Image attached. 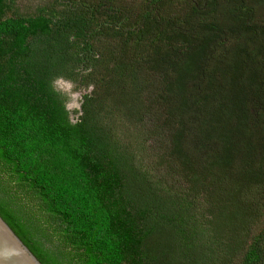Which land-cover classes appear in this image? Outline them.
<instances>
[{
	"label": "trees",
	"instance_id": "trees-1",
	"mask_svg": "<svg viewBox=\"0 0 264 264\" xmlns=\"http://www.w3.org/2000/svg\"><path fill=\"white\" fill-rule=\"evenodd\" d=\"M0 160L99 264H264V0H0Z\"/></svg>",
	"mask_w": 264,
	"mask_h": 264
},
{
	"label": "water",
	"instance_id": "water-1",
	"mask_svg": "<svg viewBox=\"0 0 264 264\" xmlns=\"http://www.w3.org/2000/svg\"><path fill=\"white\" fill-rule=\"evenodd\" d=\"M0 264H99L1 160Z\"/></svg>",
	"mask_w": 264,
	"mask_h": 264
},
{
	"label": "rangeland",
	"instance_id": "rangeland-1",
	"mask_svg": "<svg viewBox=\"0 0 264 264\" xmlns=\"http://www.w3.org/2000/svg\"><path fill=\"white\" fill-rule=\"evenodd\" d=\"M51 0H16L18 11L24 14H32L37 12L39 9L43 8L45 5H48ZM55 87L61 93H64L68 97L67 101V110L70 112L71 120L77 118L80 114V107L83 94H89L92 92V87L88 88H77L75 84H72L69 81L59 79L55 82ZM139 123H126V126H130L134 131V134L138 135L139 132ZM157 139V138H155ZM153 140V139H152ZM152 140L146 141L145 145L147 146L145 153L143 155H138L139 165L151 173H157L162 169V164L160 159H157V155L160 154V145ZM159 141V140H158ZM160 143V141H159ZM144 146V145H143ZM143 160V161H142Z\"/></svg>",
	"mask_w": 264,
	"mask_h": 264
}]
</instances>
